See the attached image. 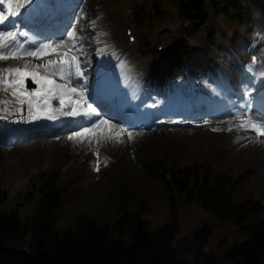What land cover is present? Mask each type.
<instances>
[{
  "label": "rangeland",
  "instance_id": "374dc122",
  "mask_svg": "<svg viewBox=\"0 0 264 264\" xmlns=\"http://www.w3.org/2000/svg\"><path fill=\"white\" fill-rule=\"evenodd\" d=\"M124 1L114 0L115 9L113 12L118 11L125 4ZM169 24L172 23L166 21L159 30L160 37L167 36V34L163 35V31L167 29ZM116 33H119V38L122 37V32L119 29L114 33L115 37H117ZM174 38L175 44L179 39V35L176 32H174ZM190 40H195V38H189L188 42ZM136 46L143 52L148 50L143 41L138 40ZM0 50L8 52L10 48ZM192 54L195 56V53ZM18 58V56H10L8 59H0V62H20ZM153 58L155 57L151 54L149 59ZM4 88L5 84L0 82V92ZM6 94L7 96L5 94L1 95L0 112L9 114L7 111L10 106L14 107L12 110L20 111L23 105L20 101H25V99L19 95L13 96L12 92ZM5 101L9 104H6ZM214 133V131L210 130L202 132H193V130L164 132L159 130L150 135H143L140 137L142 138L141 140L137 138L135 140L131 139V143H127L126 147H135L137 151L138 148L141 149L139 156L144 160L141 163L142 169L131 173L129 168H126L123 163V165L110 163L100 172L101 177L97 180L98 184L85 190L68 182V178H71L75 172L66 169L62 164L64 159L71 157L73 151L83 148L80 141L75 138L57 141V138L63 136L61 134L55 137L56 140L53 142L44 140L46 142L42 141L38 144L33 141H40L39 139L32 140L30 143L27 142L14 150L0 152V188L5 191V199L0 204V211L10 212V210L16 209V213L22 219L33 216L38 203V189L40 186L42 187V182L46 177L50 179L58 177L55 188L60 191V205L56 210L54 227L50 229L55 233L62 234L57 228L63 231L65 228L70 227L73 231H76L78 229L76 228L77 221L81 216L94 220L95 226L99 227L117 222L124 216L126 211L130 213L136 212L142 218L148 219L151 228L157 227L161 223L168 221L171 216H174L178 224L175 238H192L202 224L209 223L214 230L205 244L204 250L206 252L222 253L235 242L245 239V235L228 219H221L214 213H209L198 201L183 202L177 206L175 211L172 210L169 203L164 200L167 191L165 188L164 170L154 162L155 159L162 158L164 167H166L176 164L177 160L192 164L197 163V160H199L205 166L212 164L214 167L224 170L232 168L237 174L243 176L245 180L249 179L250 172L248 169L243 170L242 167H231L232 161L234 162L231 156H225L218 150L217 134ZM99 140L95 141V146L99 147ZM90 145L87 147V151L92 153L93 147H90ZM44 160L46 163H44ZM31 168L34 169V172L27 179L25 185L14 187L15 183L11 181V178H14L15 171H22V176H26ZM6 175L11 179L8 183L5 179ZM253 178L251 176L250 183L247 181L244 182L245 184L243 183L245 191L242 190L241 192L244 195H250L256 192L253 190L255 188L257 191H262L263 193L260 192V195L264 196V187H260V183L264 181L258 180V183H255ZM34 225L35 223H32L29 227L32 231V244L35 238L33 233ZM124 227L125 230L122 233V237L128 238L129 227L127 225ZM20 239L21 234L11 232L1 237L0 242L6 245L22 246L23 243L20 242ZM47 245L52 246V242L47 243Z\"/></svg>",
  "mask_w": 264,
  "mask_h": 264
},
{
  "label": "trees",
  "instance_id": "16d2710c",
  "mask_svg": "<svg viewBox=\"0 0 264 264\" xmlns=\"http://www.w3.org/2000/svg\"><path fill=\"white\" fill-rule=\"evenodd\" d=\"M177 167L173 168V184H167L170 190L167 200L172 210L175 211L178 204L171 194L176 188L181 201L189 202L193 198L203 203L207 201V206L212 204V212L219 217L230 216L246 235L245 241L222 256L205 255L201 247L211 232L210 225L203 224L190 244L185 238L175 242L178 224L174 216L151 228L149 221L137 213H129L114 227L109 224L97 227L94 220L81 216L76 231L70 227L63 231L57 228L62 234L55 233L50 229L56 220L60 192L51 189L54 183H47L34 216L22 219L16 209L0 211V238L11 232L18 233L20 242L27 246L23 251L21 246L0 242V264H264V223L253 220L261 211L259 204L235 200L232 193L223 194L224 186L231 180L225 173L204 169L199 182L201 166L177 164ZM4 199L5 191L0 188V204ZM247 218L254 224H246ZM32 223H35L33 244L29 228ZM125 225L129 227L128 238L122 237ZM27 233L30 239L24 242ZM49 242L52 246L47 245Z\"/></svg>",
  "mask_w": 264,
  "mask_h": 264
},
{
  "label": "bare ground",
  "instance_id": "6f19581e",
  "mask_svg": "<svg viewBox=\"0 0 264 264\" xmlns=\"http://www.w3.org/2000/svg\"><path fill=\"white\" fill-rule=\"evenodd\" d=\"M40 1L41 2H38V3L33 2V3H31L30 6L31 7H39L43 12H46L47 8L50 7V4H51L52 0H40ZM91 1H93V0H88L83 5V7H84L87 4V7L80 9L78 12L74 11L73 12V17H77L80 14H85V13L87 14V12L89 10H91V8H92ZM95 1H96V8L99 11H101V14L103 16L104 15V11H105V7L107 5V1L106 0H95ZM31 9H32V11L35 10V8H31ZM85 18L88 19V17H85ZM82 21L83 20L79 21L78 24L82 23ZM100 22L106 28V30L108 32V37L110 36V37H112L113 40H115L114 41L115 44H114V42H109L111 39H109L105 35V33H104V35H101V36L98 37V36L92 35V32H91L89 37H90V40L93 42V46L90 45V42L83 43V42L80 41V43L82 44L83 48H86V50H90L85 55L80 53L81 58L83 60V63L84 62L86 64L90 63L91 65L92 64H96V63L104 64V63H106L108 61V59L112 60L115 53L125 54L122 62L119 65L115 66L116 73L119 76V78L122 79V80H126V81L131 80L132 73L137 69V67H139L140 70H142L144 68L143 67V61L141 60L142 58H140V57L139 58L138 57L134 58L132 56L133 54H135V51H134L135 45L134 46L133 45L132 46H128L127 44L123 43L124 42L123 38L122 39H118V37H114V34H113L114 31L112 30V28L108 24V22H107L106 26H105V20L101 19ZM75 25L77 26V24H75ZM105 28H104V30H105ZM69 30H72V26H70ZM82 30H88L86 24H83V26H81V25L77 26V30H76V33H75L76 36H77V34H79V31H82ZM55 34L58 35L57 32ZM65 35H63V36H65ZM86 35H88V34H85V36ZM89 37H87V38H89ZM58 38H61V37H58ZM27 48H29V47H27ZM97 54H102V58L99 61L96 59V55ZM22 58L23 59H22L21 62L25 65V67L28 68V67H30L31 64L34 65V66L36 65L35 64L36 60L33 59L34 58L33 56L29 55V57H28L27 55H22ZM81 66H82V64H81ZM29 70L32 71L31 69H29ZM83 70L86 71V70H88V68L84 67ZM30 78H32V77H30ZM71 88L79 89L78 86H76V87L74 86V82L71 83L69 85V87H67V89H71ZM61 91L64 92L66 95H68V96H65V97H70V98L64 99V107L62 108V110H60L59 115L63 119H67V120L72 119L73 116L81 117L82 114L72 115L71 113L73 112V110H70V109L67 108L69 100L72 99L73 97H75L72 94V92L65 91V90H61ZM76 93H79L81 95L80 91H77ZM83 95H85V92H83ZM83 95H81V96H83ZM33 97H35V96H33ZM45 99L48 100V97L39 99V107H40V104H41L40 101H42V100L45 101ZM33 101H34V107L37 108L38 105H37L36 99H33ZM24 107L27 108L28 105H25ZM85 110H86V108H79L77 110V112H83ZM39 118L42 119V116L40 115ZM12 120L14 121L15 119H12ZM20 120L23 123L30 122L29 117H27L26 113H23L21 115V119ZM84 120H85V118L82 117V122H81V125H79V126H84L85 124L89 123V121H84ZM50 122H49V124H50ZM74 123L75 122H71L70 124H74ZM90 123H93V122H90ZM93 124H95V123H93ZM69 125L66 126V129H67V127ZM79 126H77V127L79 128ZM7 127H9V126H7ZM0 128H2L1 125H0ZM68 129H71L70 131H74L75 127H69ZM117 129L119 130V132H122L123 135L118 137L115 134L114 140L112 142H108V144L105 145V146L103 144L102 148H96L97 150L99 149V156L96 155V152H92L91 153V152L87 151V147H89L90 144L94 146V143H95L94 138H95V136L86 135L85 138L82 139V140L77 138V137H74V136L71 137V139L75 138L76 140H81L83 148L76 149L75 151H73V154L71 155L70 158L64 159L62 161V164H63V166L66 169L72 170V171L75 172V174L71 178H68V182L70 184L74 185L75 187H80V189H82V190H85L87 188L93 187L94 185L98 184L97 180H99L100 178L97 176V172L98 171L95 170V164H96L97 160H99V163H100L99 172L102 169V166H104L103 167V169H104L105 166L110 162L109 159H105L104 157H102L101 151H103V154L107 153L110 156H113V155L117 156V153L120 154V152L117 149L118 148L117 144L118 143H125L129 139H131L127 135V133L129 131L126 130L125 126H118ZM98 135L106 137V138L108 137L106 132H104L103 135H102L101 131H100L96 136H98ZM222 135L224 137L223 139H225V141L227 142L226 147L228 149H235L236 151L241 149V147H239L237 149V146L232 144V142H231V137L234 136L235 134H233V133H223ZM64 137H69L70 138V133L65 135ZM243 137L245 139L244 143H247L248 146L252 147V149H251L252 155L253 156H257L258 161L260 162V164L264 165V148L262 146L264 144V139L260 138L259 139L260 144L257 145L247 135H244ZM53 141L54 140H51V142H53ZM57 141H59V139ZM44 142H46V141H44ZM36 143L39 144V142H36ZM120 147L124 148L123 145H121ZM21 148H23V147H21ZM14 149L15 148L6 149V148H1L0 147V152L11 151V150H14ZM120 156L122 158L123 164L126 166V168H129L131 173H133L134 171L138 170L137 167H136L137 165L134 162V159L130 158V155H129L127 149H124L122 151V154H120ZM44 163H46L45 160H44ZM32 172H34V169L31 168L30 172L26 176H22V171H15V173H14L15 176H14V178H11L12 180L9 177H7V175L5 176V179H6L7 183L10 182L9 180L13 181L15 183L14 187H17V186L19 187L20 185L24 186L26 181H27V179L31 176Z\"/></svg>",
  "mask_w": 264,
  "mask_h": 264
},
{
  "label": "snow or ice",
  "instance_id": "6c2138e0",
  "mask_svg": "<svg viewBox=\"0 0 264 264\" xmlns=\"http://www.w3.org/2000/svg\"><path fill=\"white\" fill-rule=\"evenodd\" d=\"M4 0H0V3H3ZM34 0H25V4L28 6L33 3ZM8 14L9 15H18V13L13 8L12 0H7ZM16 7H20V4L17 3ZM7 17L4 16L3 13H0V23H3ZM95 23V22H93ZM77 26L73 25L72 30L67 31V37L61 38L57 40L46 39L43 44L40 45L39 48H35L31 52L22 51L20 49L10 50L5 52L4 50H0V59H8L10 56L15 57L18 55H30L33 57L40 56H49L50 53H55V59L49 58L46 60L44 64V68L50 73L49 75H41L40 73L30 71L27 67L20 68L17 67L15 69H8L9 79L5 80L2 75H0V82H3L7 85L9 89L12 90L13 96H21L27 98L28 104L31 105L33 103V99H36L37 109L36 113L33 114L31 111L29 112V119L36 120L40 117V115H44L49 117L50 119H56L54 114V110L51 108L47 99H45V103L48 104L46 108L39 107V99L47 98L52 95H60L61 100L63 102L64 99L70 98L65 97L61 90L70 91L72 93H76L80 91L81 95H83V89L71 88L67 89L65 84L59 83L56 79H54L55 75H59L61 79H71L73 76H84V72L82 71L81 64L83 60L81 58L80 53L84 51L82 44L80 43V37L76 36ZM10 37V44H14L16 40V35L13 33L8 34ZM4 43V33L0 32V44ZM26 43V42H25ZM23 46H21L22 48ZM255 59V58H253ZM39 67V66H38ZM3 70L0 69V73ZM15 73L17 79L15 81L11 80L12 74ZM32 77L36 84L39 85V88H32L30 91L25 90L21 91V88L26 86V81L28 77ZM33 93L35 97H33ZM21 104L24 103L23 100L20 101ZM76 103L79 105L81 103L80 100H77ZM155 106V105H153ZM87 109L90 110V113L94 116H98L95 124H90L89 127L80 128L78 131L71 132V137H77L79 139H84L86 135L88 136H96L100 131H108V126L113 125V121L105 119L103 115L99 114L98 109L94 108L92 104H86ZM247 107V106H246ZM249 115L247 118L241 117V122L244 123L248 128L255 130L259 134H264V111L257 114L256 110L249 108ZM72 115H79L75 110L71 113ZM255 117V120L253 119ZM259 120L262 123L258 124L256 121ZM102 126H104L102 128ZM122 132H117L116 136H122ZM129 138L133 137V132L129 131L127 133ZM99 156V152L96 153ZM100 163L97 160L95 164V170L99 171Z\"/></svg>",
  "mask_w": 264,
  "mask_h": 264
}]
</instances>
